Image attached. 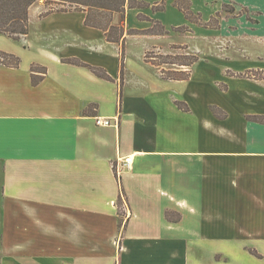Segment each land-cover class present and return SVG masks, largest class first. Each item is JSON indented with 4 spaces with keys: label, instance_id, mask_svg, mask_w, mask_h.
<instances>
[{
    "label": "crops",
    "instance_id": "crops-1",
    "mask_svg": "<svg viewBox=\"0 0 264 264\" xmlns=\"http://www.w3.org/2000/svg\"><path fill=\"white\" fill-rule=\"evenodd\" d=\"M176 1L127 8L123 23L115 14L120 42L87 26L86 12L42 16L39 2L20 42L0 35V51L21 59L0 65V264H264V124L248 119L264 117V77L254 78L264 63L241 51L185 95L196 65L175 81L145 61L190 23L180 26ZM155 22L169 34H128ZM33 65L47 68L37 86Z\"/></svg>",
    "mask_w": 264,
    "mask_h": 264
},
{
    "label": "rangeland",
    "instance_id": "rangeland-1",
    "mask_svg": "<svg viewBox=\"0 0 264 264\" xmlns=\"http://www.w3.org/2000/svg\"><path fill=\"white\" fill-rule=\"evenodd\" d=\"M39 3L45 5L46 12L81 9L77 5L76 7L57 1L40 0ZM190 5L194 15L201 19V23L185 22L184 25L189 28L187 32H174L171 29V38L162 37L159 41L165 51L158 49L152 51V56L156 57L158 63L164 61L161 56H169V59H165L167 62H180V60L187 61L188 54L197 55L199 61L195 64V68L193 67V79L184 86L185 95H196L200 82L206 76L215 75L219 68L240 63L238 53L241 51L249 55L250 59L247 60L250 61L249 63L257 62L256 56L264 63V0H195L193 3L191 1ZM101 13L102 21L107 22L104 18L110 14ZM115 14L112 15V20ZM119 15L120 23H123L122 15ZM183 16L184 14L180 11V26L184 22ZM151 28L160 31L161 24L152 23ZM147 43L132 44V51L136 55L140 54L143 46L148 45ZM232 57L235 58L234 61L226 59ZM162 67L165 70L178 69L173 65ZM248 75L253 78L250 73ZM254 75L256 76L254 78L264 77V72L254 73ZM118 249L122 248L118 247Z\"/></svg>",
    "mask_w": 264,
    "mask_h": 264
},
{
    "label": "trees",
    "instance_id": "trees-1",
    "mask_svg": "<svg viewBox=\"0 0 264 264\" xmlns=\"http://www.w3.org/2000/svg\"><path fill=\"white\" fill-rule=\"evenodd\" d=\"M40 0H0V35H4L14 41L20 42L22 38L29 33V12L32 6H34ZM47 1H57L62 4L77 5L81 9L76 8L75 11H83L87 13L85 24L92 28H98L105 32L108 41L110 42H120L125 35L124 26H112V15L119 13L122 15L123 21L125 18L126 9H144L153 7L154 11H164L167 0H162L160 3L155 5L148 4L146 2L138 0H47ZM50 5V4H49ZM175 5L182 11L187 20L192 23L200 24L201 19L194 15L191 10V5L188 0H177ZM76 6V7H77ZM72 12L71 10H48L45 15H50L53 13H64ZM101 12L109 13L110 15L104 18L107 22H103V14ZM140 20H150L143 15H139ZM155 25H160V22H155ZM210 26L209 23H207ZM189 28L182 26L175 28V32H187ZM128 34H149L154 36H164L169 34L164 26L161 25L160 31H155L154 28L145 31L129 30ZM164 61L161 63L156 62V57L152 56V51L147 52L145 56V61L152 64L153 66L160 69V72L164 79L175 80V81H188L191 77V68L199 61L197 55H190L188 60H180V62H167L165 59H169V56H161ZM122 63L121 72L123 73L124 65V51L122 53ZM67 63L86 67L90 69L95 75L106 80H112V78L107 74V72L98 67H94L81 62L78 59H68L64 60ZM21 64V59L13 54H9L0 51V65L6 66L8 68L17 69ZM163 65H173L177 66L178 69L165 70ZM47 74V68L39 65H33L31 67L32 84L37 86L40 84L45 75ZM177 106L184 110L189 111L188 106L183 102H177ZM212 113L218 119H226L227 114L216 106H211ZM250 121L258 122L264 124V117H250ZM120 203H123V199H120ZM124 204V203H123ZM167 218L171 219V215L168 213ZM254 255L259 256L256 251H251Z\"/></svg>",
    "mask_w": 264,
    "mask_h": 264
},
{
    "label": "built area",
    "instance_id": "built-area-1",
    "mask_svg": "<svg viewBox=\"0 0 264 264\" xmlns=\"http://www.w3.org/2000/svg\"><path fill=\"white\" fill-rule=\"evenodd\" d=\"M96 124H97V126L115 127V128H117L119 126L118 121L115 119L97 118ZM132 162H133L132 158L125 159V160H123V165L127 168H130L132 165Z\"/></svg>",
    "mask_w": 264,
    "mask_h": 264
}]
</instances>
